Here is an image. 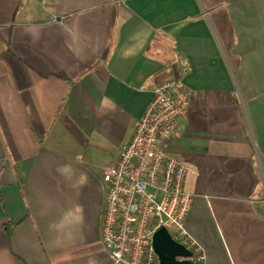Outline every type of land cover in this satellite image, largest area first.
<instances>
[{"label": "crops", "instance_id": "1", "mask_svg": "<svg viewBox=\"0 0 264 264\" xmlns=\"http://www.w3.org/2000/svg\"><path fill=\"white\" fill-rule=\"evenodd\" d=\"M170 78L202 264H264V0H0V264L110 263L102 171Z\"/></svg>", "mask_w": 264, "mask_h": 264}, {"label": "built area", "instance_id": "2", "mask_svg": "<svg viewBox=\"0 0 264 264\" xmlns=\"http://www.w3.org/2000/svg\"><path fill=\"white\" fill-rule=\"evenodd\" d=\"M187 107V94L176 79L158 83L117 162L102 171L107 184L102 240L109 264H160L153 248L160 226L191 251L190 264H202V253L185 227L192 200L189 183L196 172L163 144Z\"/></svg>", "mask_w": 264, "mask_h": 264}, {"label": "water", "instance_id": "3", "mask_svg": "<svg viewBox=\"0 0 264 264\" xmlns=\"http://www.w3.org/2000/svg\"><path fill=\"white\" fill-rule=\"evenodd\" d=\"M153 248L160 264H190L191 251L173 240L164 226L156 230Z\"/></svg>", "mask_w": 264, "mask_h": 264}, {"label": "rangeland", "instance_id": "4", "mask_svg": "<svg viewBox=\"0 0 264 264\" xmlns=\"http://www.w3.org/2000/svg\"><path fill=\"white\" fill-rule=\"evenodd\" d=\"M105 186L107 187V184H106ZM105 186H104V187H105Z\"/></svg>", "mask_w": 264, "mask_h": 264}, {"label": "trees", "instance_id": "5", "mask_svg": "<svg viewBox=\"0 0 264 264\" xmlns=\"http://www.w3.org/2000/svg\"><path fill=\"white\" fill-rule=\"evenodd\" d=\"M62 77H64V76H62Z\"/></svg>", "mask_w": 264, "mask_h": 264}]
</instances>
